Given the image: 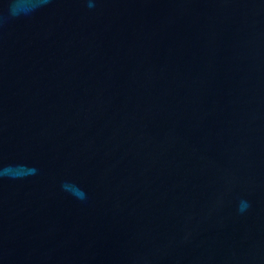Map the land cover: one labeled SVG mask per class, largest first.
<instances>
[{"label": "water", "instance_id": "obj_1", "mask_svg": "<svg viewBox=\"0 0 264 264\" xmlns=\"http://www.w3.org/2000/svg\"><path fill=\"white\" fill-rule=\"evenodd\" d=\"M8 2L0 264H264V0Z\"/></svg>", "mask_w": 264, "mask_h": 264}, {"label": "clouds", "instance_id": "obj_2", "mask_svg": "<svg viewBox=\"0 0 264 264\" xmlns=\"http://www.w3.org/2000/svg\"><path fill=\"white\" fill-rule=\"evenodd\" d=\"M38 5H35L34 7H37ZM7 9L8 14L11 17H16L17 16V2L16 0H9V2L5 5Z\"/></svg>", "mask_w": 264, "mask_h": 264}]
</instances>
